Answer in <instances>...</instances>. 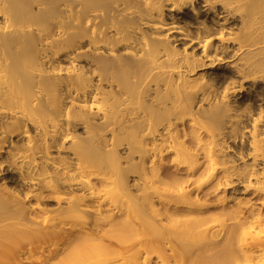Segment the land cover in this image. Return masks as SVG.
Returning a JSON list of instances; mask_svg holds the SVG:
<instances>
[{"label": "bare ground", "instance_id": "6f19581e", "mask_svg": "<svg viewBox=\"0 0 264 264\" xmlns=\"http://www.w3.org/2000/svg\"><path fill=\"white\" fill-rule=\"evenodd\" d=\"M153 256L264 264V0H0V264Z\"/></svg>", "mask_w": 264, "mask_h": 264}, {"label": "rangeland", "instance_id": "374dc122", "mask_svg": "<svg viewBox=\"0 0 264 264\" xmlns=\"http://www.w3.org/2000/svg\"><path fill=\"white\" fill-rule=\"evenodd\" d=\"M225 195H226L225 192H221V193L219 194L218 198H219V197L222 198V197H224ZM253 202L256 203L258 207L260 206V201H256V200L254 199ZM170 252H171V251L168 249V250H167V254H170ZM143 259H144V258H143ZM143 259H142V260H143ZM22 262H23V264H29V263H30L29 261L25 260L24 258L22 259ZM151 264H162V263L159 261V259H158L157 257L153 256V257L151 258Z\"/></svg>", "mask_w": 264, "mask_h": 264}]
</instances>
